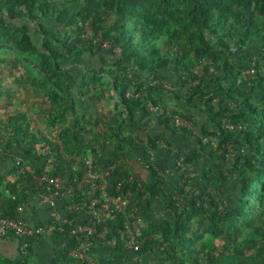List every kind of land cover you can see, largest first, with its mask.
I'll list each match as a JSON object with an SVG mask.
<instances>
[{"label": "trees", "instance_id": "16d2710c", "mask_svg": "<svg viewBox=\"0 0 264 264\" xmlns=\"http://www.w3.org/2000/svg\"><path fill=\"white\" fill-rule=\"evenodd\" d=\"M175 1L183 3L185 9L174 7ZM103 13L114 15L107 28H102L100 24ZM257 14L264 15V0H0V45L13 40L12 31L16 23L26 19L40 33L41 42L37 46L24 26L18 49L22 53L39 54L48 60L53 68L47 77L62 90L61 82H67L68 72L62 68L61 61L63 65L82 64L85 53L98 56L101 60L109 57L119 70L122 64L134 66L138 69V78L148 74L158 80L162 70L173 65V72L181 76V97L188 106L183 113H176L191 119V109L203 104L214 130L208 131L209 128L201 125V137L216 136L218 133L221 136L219 153L205 144L201 137L188 140L183 150L186 165L199 162L205 153L210 157L224 158L223 144L232 136L223 128V121L241 119L246 114L250 116L252 129L245 134V142L251 154L236 157L231 162L238 167L241 176L237 204L231 209L221 210L214 206L213 201L209 204L199 202L204 195L210 194L214 183L223 186L228 180V174L218 162L201 169L195 177L181 172V182H168L161 177L154 168L163 169L158 163L146 167L150 181L141 185L128 179L118 167L107 178L113 185L122 182L121 192L124 195L141 192L156 200L160 210L169 216V220L160 226L148 224L149 229L144 234V245L137 252L142 256L153 252L155 235L158 234L165 243L163 255L158 254L150 264H255L252 261L244 262L245 253L251 249H254L260 261L264 260V246L258 245V242H264V52L253 59V47L249 44L257 42L260 37ZM86 22L91 24L93 32L101 29L104 39L120 47V54L82 38L83 24ZM171 26L175 30L162 40ZM135 31H138V37L133 35ZM160 31L162 34H157ZM189 43L194 50L189 48ZM204 60L210 62L211 69L201 75L195 74L194 68ZM82 67L97 68L90 64ZM251 68L255 70L252 78L246 73ZM57 73L62 80L57 79ZM194 81L195 84L189 87ZM129 82H125L121 76H117L114 82L117 99L123 105L126 129L140 125L136 114L139 110L147 112L148 102L161 106L157 99L147 97V91L163 90L156 84L141 92L142 84H138L133 92ZM208 88L220 98L219 102L213 103V97L208 96ZM130 91L138 95L128 96ZM235 100H239V104L234 108L227 105V102ZM70 110L72 114L75 113L73 105ZM21 118L23 116L20 115L11 118L7 136L0 135V157L8 155L6 161L13 162L12 171L16 176L13 181L0 176V183L4 182V188L0 190V199H3L0 214L15 219L20 218L18 207L26 204L29 193L39 194L47 189L46 185H38L33 179V174L39 175L44 169L41 158L33 148L40 138L28 123H22ZM157 123L173 135H191L185 129L178 132L166 114L161 115ZM81 133L76 128L62 132L60 139L69 154L81 156L88 148L83 144ZM121 135L119 128L116 136L120 141L133 142L130 136ZM160 142L164 143V149L171 146V142L163 136L149 138L148 146L156 152ZM56 152L58 163L53 168L54 175L80 177L84 174L85 169L73 170L69 164L66 172L68 160L61 154L58 145ZM51 153L54 154L53 146ZM27 166H30L33 174L25 169ZM23 178L28 180L27 184ZM83 197L81 192H76L68 197V201L88 210L89 204ZM73 215H76V211L68 217ZM111 215L95 226V234L89 235L92 242H99L101 238L98 234L105 229L116 235L109 258L90 262L86 258L73 256L71 252L78 245L77 235L72 233L74 226L65 223L53 230L56 237L64 239L63 260L74 264H125L127 249L120 233L126 230L127 210ZM255 216L260 217L258 226L253 224ZM229 218L234 220L223 229V222ZM219 231L223 232L225 239L221 248L216 244L200 242V233ZM0 264L26 263L21 257L0 256Z\"/></svg>", "mask_w": 264, "mask_h": 264}, {"label": "rangeland", "instance_id": "374dc122", "mask_svg": "<svg viewBox=\"0 0 264 264\" xmlns=\"http://www.w3.org/2000/svg\"><path fill=\"white\" fill-rule=\"evenodd\" d=\"M145 2L147 0H141ZM159 2V0H157ZM174 7L179 8L181 10L185 9V5L183 3L176 2L174 3ZM114 15L112 13H103L100 24L102 28H107V26L111 23ZM257 22H258V33L260 35L259 39L255 43H249L253 47V55L252 58H256L258 53L264 52V15L257 14ZM26 27V31L30 35L31 39L37 46L40 45V33L35 31L32 25L28 23L26 19L19 20L13 31L12 38L13 40L3 43L0 45V135H6L10 129V119L14 116H23L22 123H28L30 125V129L37 133L39 136V141H45L49 144V146L54 147L53 161L47 164L46 168H48L49 173L53 174V168L58 163L57 160V152L56 145L61 144L60 136L64 130H69V120L71 119L72 111L70 110V106L72 104L73 96L68 94V90H66L65 85L66 82H61L62 88H57L54 85L52 79L47 77V74L53 68V65L48 61L42 58L39 54H27L22 53L18 49V44L21 42L23 27ZM88 26L93 31L91 24ZM175 30L174 26L169 27L166 30L165 35L162 37L165 38L167 34H170ZM100 32L102 30L100 29ZM157 34H162L161 31ZM133 35L138 37V31L134 32ZM103 37V36H102ZM189 48L193 49L191 43H189ZM252 49V48H251ZM93 62V59L90 57ZM62 68L67 71L69 68L68 65H63L61 61ZM104 71L114 70L118 67L114 61H108L107 58L103 60V64L100 66ZM99 67V68H100ZM210 62L208 60H204L200 62L195 68L194 73L201 75L204 71L210 70ZM124 74L127 76V81L130 84L131 90L135 91V86L138 85V73L137 68L134 66H128L126 64H122V69ZM60 73V72H59ZM57 73V79L62 80L60 74ZM178 74L173 72V65H169L164 70H162L160 78L158 80L152 78V80L156 81V84L161 87H165L164 85L169 86V80L174 78V80H178ZM181 78V76L179 77ZM252 78V76H251ZM94 79V81H93ZM96 78H85V84L82 87V92H86L90 87L96 85L98 80ZM102 80V79H101ZM152 80H149L152 81ZM165 81V82H164ZM179 81V80H178ZM177 81V82H178ZM103 81V84L108 86L109 83ZM195 84V83H194ZM141 92L145 90V88H140ZM211 88L209 89V92ZM115 95L116 91L113 92ZM213 93V92H210ZM109 96H112L111 93H108ZM211 97V96H210ZM216 97V96H215ZM218 98V97H217ZM215 99V98H214ZM220 100V99H219ZM218 101V99H217ZM230 102V104H229ZM227 105L231 108H234L239 104L238 101H229ZM239 111V110H237ZM148 112H150L148 110ZM151 113V112H150ZM194 128L192 132H189L193 138H199L200 126L197 124L194 118ZM251 119L248 114L244 115L241 119L232 120L228 119L223 121V128L231 134V139L223 144V148H225V157H210L208 153H205L203 157L199 160V162L193 165H186L187 175H191L193 177L197 176L200 173V170L203 168L211 167L214 162H218L221 164L223 170L228 174V180L223 186H220L216 183L211 188V192L209 195H204L199 202L203 204H209L213 201L214 206L221 210L231 209L236 206V195L238 190V181L241 178L240 170L238 167H234L232 165V160L239 156H244L249 153V149L245 142V134L251 131ZM214 129H208V131H213ZM206 137L210 138L208 144L212 146L217 153L220 152L218 146L221 141V136L218 133L216 136L206 135ZM38 141V142H39ZM86 156V155H85ZM8 155H4L0 157V175L7 178V180L13 181L16 176L13 174V162L11 160L6 161ZM85 158L84 156H79V165L85 168ZM184 155L183 152L178 154V159L183 160ZM95 162V161H94ZM98 164H105L101 162H95ZM108 163L114 164L115 168H117V163L115 160L110 161ZM44 168V169H46ZM27 171H30V166L25 168ZM43 169V171H44ZM66 170V169H65ZM181 172H177L174 174L176 176L177 182H181ZM19 175V174H18ZM61 176V175H60ZM23 181L27 184L28 180L23 178ZM27 187V185H25ZM4 182L0 183V190H3ZM133 193H128V195H132ZM195 194H197L195 192ZM143 200H140L134 206L129 207V203L127 202L126 208L122 211L127 210V218L125 220L126 230L121 232L122 237L121 240L124 242V246L127 249L125 255V264H141L146 263L150 264L155 260V257L158 254L163 255L162 250L164 249V241L157 234L154 236L155 242L153 244V252L142 256L137 252L144 245V234L147 232L148 224H152L153 226H160L167 220H169V216L158 210L153 204L152 201L149 202L146 195L142 196ZM146 198L147 200H145ZM150 198V197H149ZM128 200V199H127ZM3 199H0V203H2ZM143 201V202H142ZM135 215V216H134ZM134 216V217H132ZM0 217H4L1 216ZM141 220V225H133L134 220ZM264 218V216H262ZM234 220V218H229L225 222H223L222 227L226 229L227 226ZM253 224L258 226L260 224V217L255 216ZM111 235H107L105 237L106 240V249H111L112 247L109 242H111ZM104 240V238H103ZM98 242L102 244L101 241ZM200 242L204 244H216L220 248L224 246L225 239L222 231L216 233H200ZM137 245L138 249H134V246ZM258 245H263L264 242H258ZM100 245L96 246L93 252V248L91 249V262H99L102 258L101 251L99 248ZM88 253V248L83 254L82 258H86ZM23 258V257H22ZM258 256H255L254 249H251L245 253L244 262L249 263L250 261L255 264H264V260L260 261Z\"/></svg>", "mask_w": 264, "mask_h": 264}, {"label": "crops", "instance_id": "0c3cea01", "mask_svg": "<svg viewBox=\"0 0 264 264\" xmlns=\"http://www.w3.org/2000/svg\"><path fill=\"white\" fill-rule=\"evenodd\" d=\"M90 57L93 59V62ZM107 59L108 61H112L109 57ZM81 62L82 64L71 63L68 65V80L65 85L66 90L70 89L67 91L68 94L73 96L71 105H73L75 109V113L69 120V130H73L74 128L80 130L82 132L83 144L88 146V148L84 149V152L81 153V156L86 157L85 159H91L101 163H108L115 160L121 173L127 175L128 179L137 182L139 185L150 181L149 170L143 162L152 161L158 163L163 168L172 166L178 158V154L185 150L186 142L192 139L193 136L180 133L173 135L168 129L157 123L152 112H144L141 110L136 114V120L140 125L138 127L126 129L123 105L117 99V93L112 95L115 91L114 82L117 76H121L122 79L127 82L128 79L124 71L118 68L112 71L109 70L108 72L100 70L99 67L103 64V60L98 56H93L88 53L83 55ZM85 64H90L91 67L97 68L93 70L90 67H82ZM87 76L100 80H98L96 85L86 90V92H82V87L85 84L84 79ZM177 77L179 80H177L178 82L174 80V78H171L169 80V86L164 85L165 87H162L163 90L161 91L148 90L147 97L157 99L163 108L183 113L188 109V106L181 97L182 91L179 86L180 75L178 74ZM152 78L153 77L148 74H142L139 76L137 83L142 84V87L145 89L155 87L156 81L152 80ZM149 80L152 81L149 82ZM103 81L109 83L108 86L104 85ZM209 89L210 88H208L207 91H209ZM109 92L112 96H109ZM210 92H212V89ZM210 92H208V96L216 100L218 99L217 102H219L220 98H217V96L215 97V95ZM191 112L199 126L204 125L205 128H214V125L209 121L203 104L200 103L197 107H193ZM119 128L122 130L121 136H130L133 141L132 143L120 141L116 136ZM159 136H163L170 141L171 146H167L165 149L159 146L157 151L154 152L148 146V139ZM58 146L61 154L68 160L66 163V172L68 170V164L73 170L82 167L79 165V162H77L79 160V155L69 154L65 151L62 142ZM74 150L75 152L78 151L76 143H74ZM41 165L43 168L47 167L46 165ZM166 179L168 182L177 181L174 174L167 176ZM112 192L113 183L105 179L103 181L102 199H109ZM143 195L144 194L141 192H135L131 196L127 195L129 207L143 200ZM146 197L149 202L152 201L156 208L160 210V205L156 200L149 198L147 195ZM85 198L84 196L83 200H85ZM144 199L147 200L146 198ZM68 200L69 198H58L56 205L51 207L48 204L41 203L38 199V194L29 193L26 204L22 205L19 210L20 219L26 220L33 226L45 229L52 225L59 226L65 223L72 224L74 228L83 226L90 216L89 210H85L76 203H71ZM74 211H76V215L69 218V214ZM141 224L139 218L133 221V225ZM108 234L111 235V242L115 244L116 235L113 234L111 230L106 229L101 237L102 240L104 238V240L101 241L104 245L90 241L86 259L89 261L91 260V249L93 248L92 250L94 252L95 247L98 245H100L99 248L102 255V258H98L100 259L99 261L109 258L110 249H106L105 246V237H107ZM120 237H122V233H120ZM64 246V239L56 237L51 230L44 234L37 235L10 234L0 240V256H10L14 258L23 257L26 264H74L63 260ZM54 260L56 261L54 262Z\"/></svg>", "mask_w": 264, "mask_h": 264}, {"label": "built area", "instance_id": "2783aa9c", "mask_svg": "<svg viewBox=\"0 0 264 264\" xmlns=\"http://www.w3.org/2000/svg\"><path fill=\"white\" fill-rule=\"evenodd\" d=\"M88 22L83 24V31L81 37L84 39H90L93 44H99L102 49H111L114 54H120V47L115 43H112L102 37V33L99 31L93 32L88 26ZM250 76L255 74L253 68L246 71ZM196 81L192 82L193 85ZM138 94H133L132 91L128 93V96H133ZM213 103H217L216 99H213ZM147 110L152 112L155 116V119L161 115H168L172 126L178 131L182 132L184 129L188 132H192L194 128V120L185 118L179 113H176L173 110L168 108H163L162 106H156L151 102L146 104ZM201 137V136H200ZM203 142H209V137H201ZM161 147H165L163 142L159 144ZM34 153L41 158V161L44 165H47L53 161V156L51 153V147L45 141H39L33 145ZM19 162V161H18ZM146 167L148 165H153L154 162H143ZM158 174L167 178V176L173 175L177 172H184L187 170L184 165L183 160L176 159L174 164L170 167H165L159 169L154 166ZM85 172L82 176H70L65 174L64 176L50 174L48 169L37 175L33 174V179L38 185H46L47 189L44 192L38 194V199L41 203H45L54 207L58 198H68L76 192H81L86 198L85 201L89 204V213L90 216L87 219L86 224L83 226L76 227L72 230V233L77 235L78 245L71 254L75 257H82L85 254L88 245L90 243L89 235L96 233L95 226L104 222L107 218L111 217L114 212H122L127 206V195H124L121 192L122 182H117L116 185H113V192L109 199H102L103 192V181L109 178L115 169V165L111 163L107 164H98L91 159H85ZM21 209V206L18 207V210ZM57 226L52 225L47 229L42 227H37L31 225L26 220L20 218H9V217H0V240L10 234L15 235H37L44 234L49 230L53 231ZM106 229L99 233V238L102 237ZM111 246L114 245V242H109ZM134 249H138V246L135 245Z\"/></svg>", "mask_w": 264, "mask_h": 264}]
</instances>
